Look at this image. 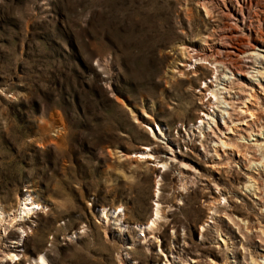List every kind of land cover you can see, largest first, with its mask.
<instances>
[{"label": "rangeland", "instance_id": "rangeland-1", "mask_svg": "<svg viewBox=\"0 0 264 264\" xmlns=\"http://www.w3.org/2000/svg\"><path fill=\"white\" fill-rule=\"evenodd\" d=\"M202 2L0 0V264H264V13ZM223 21L248 72L192 74Z\"/></svg>", "mask_w": 264, "mask_h": 264}, {"label": "bare ground", "instance_id": "bare-ground-1", "mask_svg": "<svg viewBox=\"0 0 264 264\" xmlns=\"http://www.w3.org/2000/svg\"><path fill=\"white\" fill-rule=\"evenodd\" d=\"M202 1H203L202 5L206 11V14L208 13L210 15L212 14L213 11H216L217 14L224 15V17H226V18H231V17L237 16L238 14H241L244 18L245 12L247 11V13L249 14L251 12V8L254 6H256V7L258 6L260 11L262 13H264V0H202ZM255 20L257 22L255 27H258L260 29L262 27V24H263V18L258 16ZM249 25H250L249 26V28H250L254 24H253V22H250ZM231 27L232 26L230 25V23L228 21L227 22L223 21V23H221V25L218 26L217 29H215L214 32L210 34L211 36L214 37V40L217 39V40H215V42L210 43V44H208V42H206V45L199 48V49L192 48V50L195 51V52H190L191 54H189L190 65L191 64L194 65V69L192 70V74H193V72L196 73V71L203 66L202 62H208L209 64L215 65L216 71H218L217 66H218V68L219 67L222 68L221 69L222 74H225L227 71L230 72L231 74H234V73L244 74V73L248 72L247 69L242 68V64L239 62V57H238L239 54H235L233 51L227 50V46L230 45V42L237 37L236 31H234V29H232ZM245 36H246V43H245L246 45H248L252 48H256L257 45H259L258 41L257 42L255 41V43L252 42L254 39L252 34H248V35L246 34ZM261 43L264 46V39L262 40ZM187 49H188V47H187ZM211 86H212V83H211ZM206 90H209V92L214 97L217 98L215 91L210 88V84L206 85L204 91H206ZM203 93L205 94L206 92H203ZM228 102L233 103L232 100H230ZM244 103L245 102H243L242 104L245 105ZM206 104L207 105L212 104L211 97L206 101ZM248 115H250L254 118V114L251 111H249ZM230 121L233 122V120H230ZM158 129L160 132H162L160 127H158ZM154 131H156V130L154 129ZM219 143L223 147L229 146V145H227V143L224 140H221V139H219ZM260 143H262V142H260ZM263 145L264 144H258V146L260 148H262ZM150 150L151 149L146 146V148H143V150L137 152L135 154V157L139 160H145V161L151 160L154 156ZM167 154H169L168 159L170 157H172V158L175 157V154L172 152L171 153L169 152ZM217 159H219V157H217ZM211 162L213 163L210 165L211 167H218L219 162H216L214 160H211ZM158 203L155 204V208L153 210V213H152V216L150 217V219L145 224H137L136 225V228L138 229V231L143 232L145 229L150 230V228H152L156 223H158L157 221L160 219V211H159ZM39 206H40V203L34 199L32 194L29 193V194H27L26 198H24L22 200L19 208L17 209V214L20 217H24L27 214L32 213L34 211V209L36 207H39ZM211 206L214 207L213 210L217 208L214 205H211ZM211 209H212V207H211ZM102 214L105 217V219L108 218L109 216H111V217L117 218V221H119V222L122 221V217L120 216L119 211H117V208H115L113 211H111L110 214H109V210H107L106 208H103ZM119 224L123 227H126V225L122 224L121 222ZM25 230L26 229H23V232ZM18 238L19 237L15 238L13 240V242H12V243H14L13 248H11V249L9 248L7 250V252L5 254L6 256L9 255L11 258H13V257L18 255V249L20 247V245H19L20 239H18ZM38 261H39V263H43L44 258L42 256H39L37 259L34 260L35 264L38 263ZM28 264H30V263H28Z\"/></svg>", "mask_w": 264, "mask_h": 264}]
</instances>
